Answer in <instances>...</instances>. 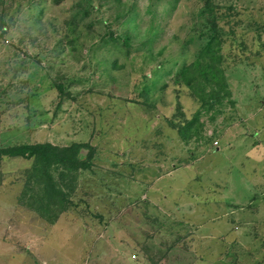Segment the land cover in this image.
Segmentation results:
<instances>
[{"label":"rangeland","instance_id":"374dc122","mask_svg":"<svg viewBox=\"0 0 264 264\" xmlns=\"http://www.w3.org/2000/svg\"><path fill=\"white\" fill-rule=\"evenodd\" d=\"M37 143L96 154L64 211L0 156V264H264V0H0V150Z\"/></svg>","mask_w":264,"mask_h":264},{"label":"trees","instance_id":"16d2710c","mask_svg":"<svg viewBox=\"0 0 264 264\" xmlns=\"http://www.w3.org/2000/svg\"><path fill=\"white\" fill-rule=\"evenodd\" d=\"M212 40L202 49L203 53L210 57V60L205 55H201L199 60L190 66L191 69H194L190 74L192 79L197 82L201 79L200 82L204 85L212 86L210 94L211 103L217 95L231 96V92L228 90L225 81V75L220 68L222 58L217 55L218 52L215 55L211 54L213 50ZM182 73L186 74L187 70L184 69ZM58 90L63 94L64 86L58 85ZM205 101L207 104L210 102L206 98H203V102ZM212 105H209V108H212ZM198 120L199 116L197 115L184 127L179 129L183 138ZM84 151H86V154H84ZM95 154V147L89 143H73L69 146H57L51 143L21 144L0 150L1 157L31 160L32 170L36 173L35 176L37 179L41 181H43L42 179L47 180L45 184H42L44 186L42 188L45 189V196L48 197L50 205H54L58 209L61 208L62 211L66 209L62 204L67 202L69 194L56 181L54 171H57L59 180L66 181L71 174H77L81 170H88L91 167V162L95 158ZM75 179L74 176L73 180L75 181ZM55 220L57 218L48 221L54 223Z\"/></svg>","mask_w":264,"mask_h":264}]
</instances>
